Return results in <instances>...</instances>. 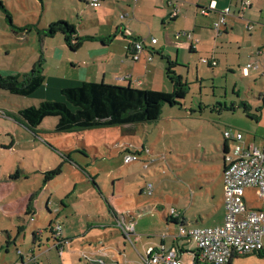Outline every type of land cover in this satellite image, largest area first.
<instances>
[{
    "label": "rangeland",
    "instance_id": "obj_1",
    "mask_svg": "<svg viewBox=\"0 0 264 264\" xmlns=\"http://www.w3.org/2000/svg\"><path fill=\"white\" fill-rule=\"evenodd\" d=\"M1 1L12 19L0 9V74L4 77H22L29 73L41 51L35 43L36 33L20 41L10 27L11 21L18 27L35 25L45 29L53 20L67 19L77 27L94 25L110 30L123 8L121 1L109 6L103 2L114 14L106 15L103 6L84 9L78 0H44V7L39 0ZM258 1L262 6V19L257 21L259 16L251 13L250 20L255 25L252 37L244 25H240L238 31L245 38L238 40L242 43V52L240 54L235 44L230 50L235 65L210 68L201 62L206 57L204 54L193 55L187 49V62L181 54L176 71L188 82L189 92L182 106H163L157 122L58 133V119L48 117L35 134L11 117L42 101L63 100L58 91L68 80L64 76L67 66H63L64 62H69L67 53L62 61L51 53L48 55L50 65L44 66L46 81L35 94L21 97L0 89V264H35L37 261L40 264H88L83 254H93L94 248L88 247L89 243L93 245L90 238L106 232L88 229V226L103 223L108 217L112 219L109 204L119 214L133 216L135 221L134 246L129 240L122 243L120 234L113 235L122 254L119 261L127 263L143 264V244L153 241L159 231L153 222L162 212L156 207L176 206L173 201L179 194L188 195L195 203L186 206L188 215L201 214L203 218V223L195 227H210L222 219L218 185L223 132L226 129L241 132L246 145L264 144V0ZM78 14L80 22L76 20ZM206 21L211 24L210 19ZM165 28L162 33L173 37L172 31ZM163 34L154 35L160 39ZM234 36L236 40L239 38V35ZM60 40L59 35L51 43L52 51L60 48ZM37 42L40 44L38 38ZM259 47L260 56L256 54ZM170 51L175 55L176 50L171 48ZM255 62L259 68L250 69V75L245 76L242 68ZM169 88L172 86L168 81L166 89ZM244 104L249 106L248 113ZM231 106L235 108L225 109ZM135 128V134H128ZM131 142L135 146L127 149ZM143 148L150 149V154H144ZM125 149L131 153L142 152L141 161L126 165ZM57 169H61V174L55 176ZM69 188L73 193L67 196L65 189ZM28 200L32 201L30 216L24 212ZM246 200L253 210L264 211V204L258 200L254 189L246 191ZM141 212L146 213L143 219L139 216ZM55 220L62 224L64 235L72 233L83 240V245L75 242L66 246L64 254L60 255L50 225ZM171 229L178 231L176 227ZM35 233L38 239L34 242ZM106 233L111 235L109 231ZM113 247L117 250L116 244ZM181 261L195 264L191 254ZM233 264L264 262L249 256L234 260Z\"/></svg>",
    "mask_w": 264,
    "mask_h": 264
},
{
    "label": "crops",
    "instance_id": "obj_2",
    "mask_svg": "<svg viewBox=\"0 0 264 264\" xmlns=\"http://www.w3.org/2000/svg\"><path fill=\"white\" fill-rule=\"evenodd\" d=\"M78 1L82 6H84V9L86 7L91 8V6L89 5L90 0ZM119 1L123 3V8L120 9L121 13H126L127 17L125 19H121L120 13L119 17L117 16L118 19L115 22L113 21L111 23L110 30H108L107 28H95L94 25L87 28L86 26H82L81 24L80 27L82 29H80V27H77L75 24H73L77 30L78 37H94L85 41L81 48L76 52H72L69 49L68 45L65 42L64 36L61 34H58L53 38H46L40 44H38L36 38L35 43H37L38 47H41V51H38V57L33 61L32 67L42 55L45 60L44 66H49L50 59L48 58V55L50 53L52 56H56V58L60 59L61 61L64 60V54H68L69 59L67 60H69V62L68 64H65L66 62H64L63 65L67 66L64 67V76H66L68 80H65V85H61V87L59 88L58 92L60 93V95L63 89L78 87L85 82H105L111 85L122 86L131 85L132 87L145 90L171 92L172 89H166L168 80L166 78V61L164 60V58L169 57L171 60H174L179 64V62H181V54L183 55L184 60H186V51L188 49L193 55L204 54L206 57L202 59L212 60L217 63V65L215 66L206 65L210 68L222 65L233 66L236 64V62L233 60L234 56L230 50L232 49L233 44H235L241 54L242 43L241 41L238 42V40L245 39L244 36H242L238 31L240 25L243 24L244 29H246V31L252 37L255 25L254 22L250 20V18H252L251 13H256L259 16L256 19L257 21H260L262 19L260 16V14L262 13V6L261 2L258 0H250L251 6L247 9H243L242 7V1L244 0H107L104 3L105 6H109L114 3L116 4ZM40 3L44 7V0L40 1ZM211 3L216 4V10H212L208 13L207 16H204L201 13V10L209 7ZM225 8L230 9V14L226 16L227 25L221 34H217L213 30V24L219 19L220 12ZM254 8H256V10H253ZM103 10L105 11L106 15L113 14V10L109 9L108 7H104ZM79 17L80 14H78L76 20L80 22ZM207 19L211 20V24L206 21ZM59 20L66 21L67 19H56L52 22H56ZM11 24L15 25L13 21H11ZM249 25L252 26V29L250 30L247 28ZM10 27L14 29L11 25ZM164 28L166 30L172 31L173 37L168 36V33L163 34L162 29ZM171 28L173 30H171ZM124 29H129L132 32V38L134 39H146L144 45L145 49L140 54L139 60H135L133 58V41L131 38L125 36L123 32ZM14 31L15 32L13 33L16 34L20 41L28 40L27 38H25L27 36H29L28 38L31 37V34L25 35L23 33H18L15 29ZM82 31L84 33H82ZM154 34L163 35L160 39H158L155 38ZM189 34L191 35V39H189L188 37ZM59 35L61 37V40L59 42L60 48L54 49L52 51L51 43H53V41L57 37H59ZM234 35H239V38L236 40ZM153 38L157 40L155 44L152 43ZM171 48L176 50L175 55H173V51H170ZM260 49L261 48L259 47L256 51L258 52ZM256 51H254L252 54H254ZM150 55L152 56V60H149ZM174 58H176V60ZM185 62H187V60ZM57 66L60 65L58 64ZM226 108L228 107H225V109ZM39 129L40 128H38V130ZM132 131L133 132H130L128 134H135L136 128ZM224 132L221 149L222 162H220L221 180L219 181L218 185L222 197V205L220 209L222 219L219 222L215 223V225L213 226L200 228L223 226L225 223V188L223 182V170L225 167L224 155L225 148L228 147V150L231 151L235 145V142L225 140ZM244 141L245 138L243 136V143ZM129 146L127 147V149H131V146H135V143L131 142ZM125 152L129 151L125 149ZM93 181L95 182L96 178H93ZM202 190V188H199V192H202ZM65 192L67 196H70L73 193L71 188L65 189ZM113 196H115V194L112 195V197ZM177 200L173 201V204H175L176 206L172 205L170 209H167L165 205H161L162 207H159L158 205L156 207V210L161 208L160 212H162L159 219L156 218V220L153 222V224L158 225L159 231L155 233L156 238L153 239V241L145 242L143 244V246L145 247V255H142V259L148 257V252L150 249L156 250L162 246H164L166 249L176 247L178 249L180 260H183L185 255L191 254L194 263L200 264L197 262L196 259L197 248L195 243L185 239H178V231L172 230L171 228L175 229L176 227L179 229L181 225L170 224L167 218L171 217L170 212L172 209H175L176 212L179 214L180 222H183L184 226L189 228H196L195 226H198L200 222L203 223V218L200 216L201 214H197L196 216L188 215L189 212H187L186 206H194L195 204L194 201L192 202V200L188 198V195L179 194ZM48 201L50 203V199ZM29 203L30 202L28 200L24 211L25 214H27V208ZM181 204L184 207H181ZM112 208L115 212H117L116 216H114L113 213L109 211L110 214H112V219L108 217V219H105V222L103 223L95 222L88 226V229H101L104 232H111V235L105 232L101 236L90 238L92 240L91 242L93 243V245H90L89 243L88 247L94 248V251L92 252L93 254L91 255L97 258H102L104 264H135L119 261V259H121L122 257V254L121 251L118 249L117 239L113 238V235L120 234L123 238V240H121L122 243H125L129 240L134 246L135 243L133 240V236H135L136 232L134 218L131 215L126 216L123 214H119L118 210L114 206H112ZM152 209L155 210V206H153ZM149 213L150 212H147V214ZM145 214L146 213L141 212L139 215L140 218L143 219ZM56 216L58 217V215ZM117 219L124 220L126 224L130 222L134 223L135 230L134 233L130 235V238L125 237L122 231L119 229L118 225H116ZM52 222L53 221H51L50 225L52 224ZM68 234L69 235L63 234L64 238L69 240V244L67 246H70L75 242L80 245H83V240H81L80 238H75L76 236H74L72 233ZM37 239L38 234L35 233L34 242ZM137 239L139 241H142V238L136 237V240ZM53 240L54 244L56 245L54 237ZM113 244H116L117 250L113 247ZM80 245H78L74 249L77 250ZM84 245L86 246V244ZM65 248L66 246L63 247L62 254H64ZM249 256H255L257 260L264 262L263 259H260L254 254L246 255L243 257ZM239 258L237 257L232 259L230 264H233L234 260H237ZM33 259H35V257H33ZM109 261L111 263H109ZM35 264H40V262L37 261V263Z\"/></svg>",
    "mask_w": 264,
    "mask_h": 264
},
{
    "label": "trees",
    "instance_id": "obj_3",
    "mask_svg": "<svg viewBox=\"0 0 264 264\" xmlns=\"http://www.w3.org/2000/svg\"><path fill=\"white\" fill-rule=\"evenodd\" d=\"M0 9L6 14L7 18L11 19L7 7L1 0ZM11 26L16 32L25 35L35 32L40 43L46 38H53L61 34L72 52L78 51L85 41L94 38L78 37L75 26L64 20L52 22L45 29H40L35 25L18 27L11 24ZM164 60H166V78L172 86L171 92L145 90L131 85L85 82L78 87L63 89L61 91L63 100L61 101H42L38 106L24 108L11 117L35 134L38 133V128L48 117L58 119L56 125V132L58 133L157 122L161 118L163 106H182V101L189 92L188 82L176 71L179 64L169 57L164 58ZM44 61L42 55L31 71L22 77L19 75L4 77L0 74V89L21 97L35 94L46 81ZM234 108L235 106H231L226 109L233 110ZM244 110L248 113L249 106L244 104ZM228 151V147H226L225 154ZM53 174L55 176L61 174V169H57ZM31 199L33 200V198ZM31 202L28 204L27 214L30 213ZM109 207L111 213L116 216L117 212L113 210L110 204ZM167 220L170 224L184 226L179 217H168ZM254 255L264 260V249L254 253Z\"/></svg>",
    "mask_w": 264,
    "mask_h": 264
},
{
    "label": "built area",
    "instance_id": "obj_4",
    "mask_svg": "<svg viewBox=\"0 0 264 264\" xmlns=\"http://www.w3.org/2000/svg\"><path fill=\"white\" fill-rule=\"evenodd\" d=\"M107 0H90L89 5L98 9L103 2ZM251 6L250 0L242 1L243 9ZM212 10H216V4L211 3L209 7L202 9L201 13L207 16ZM230 14V9L225 8L220 12L219 19L214 23L213 30L221 34L226 28V16ZM126 13L120 18L125 19ZM249 30L252 26L247 27ZM126 37L133 41V58L139 60L140 54L145 49L146 39L132 38V32L129 29L123 30ZM191 39V35H188ZM156 39H152L155 44ZM257 55H262L258 51ZM149 60H152L150 55ZM202 63L215 66L217 63L212 60L202 59ZM259 68L258 62L248 63L243 68V74L249 75V70ZM224 138L227 141L235 142L231 151L224 155L225 167L223 170V182L225 188L224 204L226 209V218L223 226L211 228H189L180 226L177 238L185 239L195 243L197 248L196 259L200 264H229L233 258L258 253L264 249V211L253 210L248 206L246 200V191L254 189L258 200L264 204V144L262 146L246 145L243 143V134L241 132L229 129L224 132ZM144 154L149 155L150 149L142 150ZM141 153L124 152V163L132 164L140 162ZM148 164L145 165L147 167ZM151 194V191H148ZM170 216L178 218L179 214L172 209ZM117 225L125 237L130 238L134 233V223L126 224L124 220L117 219ZM51 230L55 239L56 247L61 255L63 247L69 244V240L63 236V226L58 221L52 222ZM83 259L89 264H104L102 258L93 255L83 254ZM143 264H182L178 249H166L164 246L154 250L150 249L148 257L143 259Z\"/></svg>",
    "mask_w": 264,
    "mask_h": 264
}]
</instances>
